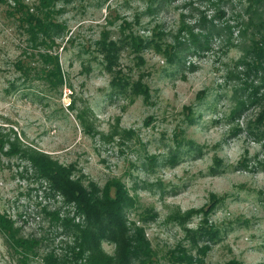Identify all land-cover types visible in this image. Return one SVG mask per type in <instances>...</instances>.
<instances>
[{"label":"rangeland","instance_id":"rangeland-1","mask_svg":"<svg viewBox=\"0 0 264 264\" xmlns=\"http://www.w3.org/2000/svg\"><path fill=\"white\" fill-rule=\"evenodd\" d=\"M36 1L26 2L34 6ZM247 4L248 0L62 2L59 7L64 10L57 18L67 23L72 42L58 41L62 47L56 52L67 77L60 89L37 77L41 61L25 56L27 35L0 4V125L13 127L20 135L24 132L25 143L61 163L78 165L100 185L111 177L121 178L139 197L138 207L130 214L133 220L143 209L154 207L159 216L148 223L147 237L158 254L156 264L170 263L166 250L184 234L167 216L177 207L186 211L205 206L211 193L222 197L211 219L220 228L222 240L212 247L206 263L225 264L238 258L243 264H264V140L257 142L246 132L233 136L237 123L227 119L236 103L235 89L242 86L237 75L243 69L234 63L243 54L242 45L251 41V32L242 34L244 25L240 26L248 18ZM216 15L217 24L237 25L234 32L224 27L221 36L210 39L209 50L195 53L190 36L183 33L185 27ZM124 21L141 35L162 31V40L169 44L179 46L177 39H187L179 51L185 65L170 64L153 49L141 53L146 59L143 66L132 48L121 53L127 74L134 79L141 73L145 76L150 102L143 97L132 102L128 96L114 94L111 75L95 50L93 42L101 31L111 29L119 36ZM18 59L36 66L31 81L25 82L26 76L16 68ZM202 90L205 97L199 100ZM255 114L256 107L237 122L244 128ZM246 153L250 168L245 170L239 162ZM218 157L223 160V172L215 176L210 171ZM22 169L15 158L0 156V212L15 218L25 235H40L49 225L40 211L55 200L46 198L39 182L22 176ZM198 220L192 219L190 226ZM59 239L62 236L54 242L58 244ZM104 246L107 253L114 251L112 244ZM0 264H20L1 231ZM32 264L43 263L38 258Z\"/></svg>","mask_w":264,"mask_h":264},{"label":"trees","instance_id":"trees-1","mask_svg":"<svg viewBox=\"0 0 264 264\" xmlns=\"http://www.w3.org/2000/svg\"><path fill=\"white\" fill-rule=\"evenodd\" d=\"M26 1L0 0V4L27 35L28 49L24 51L25 56L41 61L40 69L36 70L37 77L49 87L60 89L67 77L56 52L62 47L58 41L62 39L66 40L65 43H71L72 37H67L68 25L60 21L57 14L64 10L63 6L59 7L60 4L70 3L71 0H37L34 6ZM245 9L248 18L241 20L240 26L244 25L241 32L250 31L252 35L250 43L241 47V58L234 63L237 68L243 69L239 71L241 75H237L242 86L235 89L236 103L227 119L237 123L231 130L233 136L246 132L247 136L259 142L264 140V0H248ZM218 11L226 15L223 9L219 8ZM217 16L212 19L204 16L201 23L185 27L183 33L187 32L190 36L195 53L200 49L209 50L210 39L221 36L224 27L229 28L231 34L234 32L233 28L237 25L217 24ZM206 22L210 26L204 24ZM110 24L113 25L111 21ZM130 24L124 21L119 25V36L113 35L111 29L102 30L100 38L93 43L96 52L102 57L103 69L111 75L109 85L114 94L128 96L132 102L135 97H143L144 102H150L152 93L149 85L143 82L145 76L141 73L134 79L131 74H127L121 66V53L132 48L136 52L138 64L143 66L146 59L141 53L153 49L155 54L165 56L170 64L185 65V59L179 51L182 44H187V39H177L179 46H176L162 40V31L152 36L141 35ZM199 37H203L204 41ZM15 65L26 76L25 82L31 81V71L36 66L22 59H18ZM205 92L202 90L198 93L199 100L205 97ZM255 107L257 114L247 119L242 128L237 120ZM79 118L82 122L81 115ZM21 136H24V132L20 135L13 127L0 125V156L10 160L15 158L18 166H23L21 175L39 182V189L47 199H54L55 203L44 205L40 211L49 222L45 232L40 235H25L15 218L0 212V231L16 253L20 264H32L38 258L43 264L158 263V254L152 240L147 237L148 223L159 216L154 207L143 209L139 217L133 220L130 214L138 207L139 197L131 193L130 187L121 178L114 176L106 180L104 186L100 185L94 179L91 180L78 165L61 163L50 153L25 143ZM190 144L194 145L193 142ZM197 148L200 154L203 153L201 147ZM247 154L239 162V166L245 170L250 168ZM177 158L172 157L173 164ZM222 162L221 157L215 159L211 174L216 176L223 172ZM221 201V196L211 193L205 206L186 211L177 207L167 216L168 221L184 231L177 245L166 250L169 264H207L212 247L222 240L220 228L211 220ZM195 217H199L198 223L191 227ZM59 236L63 239H59L56 244L54 241ZM108 243L114 246L111 253L105 250L104 244ZM225 264L243 263L238 258H231Z\"/></svg>","mask_w":264,"mask_h":264}]
</instances>
